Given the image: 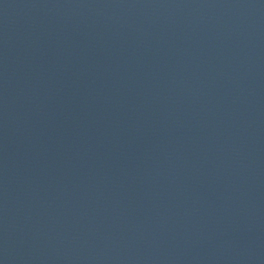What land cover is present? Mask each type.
<instances>
[{"label": "water", "instance_id": "water-1", "mask_svg": "<svg viewBox=\"0 0 264 264\" xmlns=\"http://www.w3.org/2000/svg\"><path fill=\"white\" fill-rule=\"evenodd\" d=\"M0 264H264V0H0Z\"/></svg>", "mask_w": 264, "mask_h": 264}]
</instances>
